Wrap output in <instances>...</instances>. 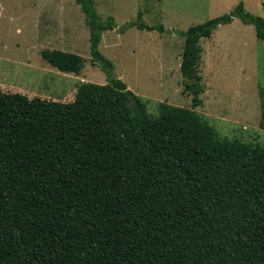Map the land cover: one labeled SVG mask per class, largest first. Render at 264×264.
Masks as SVG:
<instances>
[{
  "label": "trees",
  "instance_id": "obj_1",
  "mask_svg": "<svg viewBox=\"0 0 264 264\" xmlns=\"http://www.w3.org/2000/svg\"><path fill=\"white\" fill-rule=\"evenodd\" d=\"M76 2L108 81H82L67 102L0 89V264H264V144L225 138L191 108L148 114L99 45L106 30L165 27L139 13L118 28L93 0ZM236 17L264 40V18L243 2L178 32L195 108L201 41ZM41 55L83 68L73 52Z\"/></svg>",
  "mask_w": 264,
  "mask_h": 264
},
{
  "label": "rangeland",
  "instance_id": "obj_2",
  "mask_svg": "<svg viewBox=\"0 0 264 264\" xmlns=\"http://www.w3.org/2000/svg\"><path fill=\"white\" fill-rule=\"evenodd\" d=\"M117 27L136 20L165 31L130 27L102 33L100 50L121 78L157 117L161 103L195 110L219 134L264 144V40L253 24L236 17L201 41L200 106L181 72L185 39L179 31L231 12L240 2L264 18V0H93ZM61 49L84 58L80 74L60 71L41 55ZM108 69L93 63L86 15L76 0H0V89L67 102L82 82L105 84ZM74 93V94H73Z\"/></svg>",
  "mask_w": 264,
  "mask_h": 264
}]
</instances>
